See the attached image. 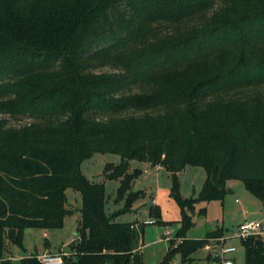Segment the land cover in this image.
Listing matches in <instances>:
<instances>
[{
  "label": "trees",
  "instance_id": "1",
  "mask_svg": "<svg viewBox=\"0 0 264 264\" xmlns=\"http://www.w3.org/2000/svg\"><path fill=\"white\" fill-rule=\"evenodd\" d=\"M0 113L29 118L0 116L1 264L24 228L62 224L66 186L81 202L60 264H142L141 223L107 214L103 183L79 169L94 152L119 156L102 174L119 178L123 209L140 194L129 159L169 172L179 240L160 264L174 251L185 261L221 235L185 237L187 210L221 199L226 179L264 206V0H0ZM185 165L205 172L196 195L180 194ZM149 215L161 221L156 206ZM240 241L244 264H264L260 234ZM14 264L42 263L28 253Z\"/></svg>",
  "mask_w": 264,
  "mask_h": 264
},
{
  "label": "rangeland",
  "instance_id": "2",
  "mask_svg": "<svg viewBox=\"0 0 264 264\" xmlns=\"http://www.w3.org/2000/svg\"><path fill=\"white\" fill-rule=\"evenodd\" d=\"M109 69L107 66L97 70ZM6 119V124L20 125L29 118L12 116L0 113ZM119 156L110 152H94L79 163L80 171L90 180L103 183L104 211L107 214L115 212L112 216L117 221H135L142 225V234L138 238L142 264H160L168 239L174 240L175 245L179 238H174L180 227V208L169 195V173L164 168H157L147 161L136 159L128 160V170L139 167L141 173L133 179L131 189L139 190L140 194L123 209L125 197L116 198V188L119 178H105L102 174L104 162H116ZM205 172L199 165H185L178 173L179 191L182 196L196 195L200 190ZM230 191H226V189ZM143 191V193H141ZM64 207L70 212L64 213L62 224L59 227L44 228L30 227L22 230L20 245L6 244L11 248L14 256H23L28 253L41 254L44 252L65 251L68 254L70 241L76 237V226L79 219L80 193L77 189L66 186L63 189ZM151 198L154 199L153 203ZM154 205L158 209L161 221H154L149 215V207ZM252 206V213L257 215L264 225V206L261 199L252 194L242 184L240 179L228 178L225 180V192L221 199L196 200L187 213L191 217V225L184 231L185 237L199 238L207 232L221 228L223 246H234V250L224 253L223 258L232 259L233 264H244V248L240 237L234 232L237 224L241 222L248 206ZM203 207V210H200ZM174 238V239H173ZM209 244V247H205ZM221 238L215 236L207 238L204 245L197 247L189 254V259L182 261L179 252L174 251L167 262L163 264H220L217 255ZM18 259H11L14 264Z\"/></svg>",
  "mask_w": 264,
  "mask_h": 264
},
{
  "label": "built area",
  "instance_id": "3",
  "mask_svg": "<svg viewBox=\"0 0 264 264\" xmlns=\"http://www.w3.org/2000/svg\"><path fill=\"white\" fill-rule=\"evenodd\" d=\"M239 237H245L247 235H255L260 234L261 237L264 239V225L262 224L261 220L257 218V216L253 219L246 220L243 219L241 222L237 224L236 230L234 232ZM217 239L221 238V244L219 248V252L217 255L220 256V264H233L232 259L230 258H223L222 255L227 252H231L234 250V246H223L222 238L220 236H215ZM209 244H206L205 247H209ZM67 252L61 250L58 252H44L41 254H37L36 258L42 264H60L62 262V255L66 254Z\"/></svg>",
  "mask_w": 264,
  "mask_h": 264
},
{
  "label": "crops",
  "instance_id": "4",
  "mask_svg": "<svg viewBox=\"0 0 264 264\" xmlns=\"http://www.w3.org/2000/svg\"><path fill=\"white\" fill-rule=\"evenodd\" d=\"M154 167H157V168H160L161 166L160 165H154ZM162 168V167H161ZM168 172V171H167ZM169 173V172H168ZM179 173V171L177 172V174ZM153 201H154V199L153 198H151V202L153 203ZM252 210H253V208H252ZM252 212V211H251ZM246 215H247V211H246ZM246 215H245V217H246ZM257 216V215H256ZM245 217H244V219H245ZM216 228H218V227H216ZM21 256H14L13 255V253H12V251H11V248H10V246L8 245L7 247H6V249H5V251H4V256H3V258H8L9 260H11V259H18V258H20ZM1 264V263H0ZM8 264H13L12 263V261H10V263H8Z\"/></svg>",
  "mask_w": 264,
  "mask_h": 264
},
{
  "label": "water",
  "instance_id": "5",
  "mask_svg": "<svg viewBox=\"0 0 264 264\" xmlns=\"http://www.w3.org/2000/svg\"><path fill=\"white\" fill-rule=\"evenodd\" d=\"M226 191H230V189H226ZM247 215H246V217H245V219L246 220H250V219H253V218H255L256 217V214H253L251 211H252V206H248L247 207ZM27 228H24V230H26Z\"/></svg>",
  "mask_w": 264,
  "mask_h": 264
}]
</instances>
